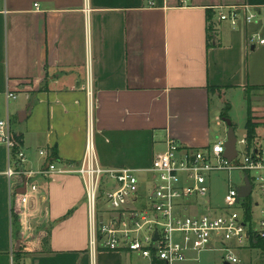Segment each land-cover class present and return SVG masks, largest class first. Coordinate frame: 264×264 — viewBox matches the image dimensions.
I'll return each instance as SVG.
<instances>
[{
  "label": "crops",
  "instance_id": "1",
  "mask_svg": "<svg viewBox=\"0 0 264 264\" xmlns=\"http://www.w3.org/2000/svg\"><path fill=\"white\" fill-rule=\"evenodd\" d=\"M231 5L259 12L262 27L219 21L216 8ZM260 27L264 38V0H0V119L29 167L47 149L75 168L92 136L100 166L145 173L170 137L213 142L224 100L264 87V44L248 40ZM7 167L0 145V264H152L92 248L81 175L55 174L14 212Z\"/></svg>",
  "mask_w": 264,
  "mask_h": 264
},
{
  "label": "built area",
  "instance_id": "2",
  "mask_svg": "<svg viewBox=\"0 0 264 264\" xmlns=\"http://www.w3.org/2000/svg\"><path fill=\"white\" fill-rule=\"evenodd\" d=\"M216 10L218 20L232 27L263 25L259 12L248 6ZM261 27L251 31L250 44H264ZM17 97L14 92L7 94L8 99ZM226 140L218 136L206 146L193 147L170 137L166 149L154 155L142 175L130 167L100 166L89 136L86 155L77 167L59 166L57 158L42 149L39 154L45 161L33 168L28 166L22 136L15 133L9 118L0 119V145L7 148L5 173L14 212L25 208L55 174H79L86 187L92 248L136 253L152 264H202L204 252L220 253L221 264H245L240 252L264 240V155L256 147L249 149L245 136L242 148L237 142V157L229 161ZM220 173L227 174L231 200L227 205L215 204L210 197V178ZM235 173L241 174L240 182ZM246 176L253 188L249 197L239 198ZM23 187L25 192H19Z\"/></svg>",
  "mask_w": 264,
  "mask_h": 264
},
{
  "label": "rangeland",
  "instance_id": "3",
  "mask_svg": "<svg viewBox=\"0 0 264 264\" xmlns=\"http://www.w3.org/2000/svg\"><path fill=\"white\" fill-rule=\"evenodd\" d=\"M223 90H219L214 94L220 95ZM248 94V95H247ZM247 97H249V101L251 104V112L254 117V121L257 122L258 127L256 128L257 137L254 140L253 145L255 147L258 146L260 141L264 144V87L262 88H249L248 92H235L233 96L227 98L223 102V107L220 109L221 113L225 110V108L230 105V109L228 110V114L233 122V126H235V132L239 139L238 147L242 148L243 140L246 135V120L248 115V104ZM231 102V104H230ZM220 120L223 122V126L218 135L227 137V125L223 121L221 115ZM215 129H217L215 127ZM246 144L247 140H246ZM145 173H142L144 175ZM240 173H235V179L240 182ZM148 178V176H146ZM150 182L147 179V184ZM85 187V185H84ZM86 192V187H85ZM210 197L219 205H227L231 203V200L228 197V188H227V174L220 173L218 175H212L210 178ZM202 262L204 264H211L210 261L213 260V264H221L222 260L220 259L221 254L218 252H204L201 254ZM241 257L243 258L245 264H264V250L260 247L248 248L240 252ZM142 260V259H141ZM148 263L147 261L143 260ZM215 262V263H214Z\"/></svg>",
  "mask_w": 264,
  "mask_h": 264
},
{
  "label": "trees",
  "instance_id": "4",
  "mask_svg": "<svg viewBox=\"0 0 264 264\" xmlns=\"http://www.w3.org/2000/svg\"><path fill=\"white\" fill-rule=\"evenodd\" d=\"M258 86H253L252 88H257ZM219 90H222V87H218V86H210L209 87V92L210 93H216L217 91ZM248 92V90L246 91ZM248 95V94H247ZM247 104H248V115H247V120H246V124H245V128H246V140H247V143H248V148H252V147H255L253 145L254 143V140L256 139L257 137V134H256V128L258 127V124L257 122L254 121V117H253V114L251 112V104H250V101H249V97H247ZM230 109V105H228L227 108H225L224 111H222L221 113V117H229L230 118V115L228 114V110ZM235 127V126H234ZM53 157H55V153H52ZM247 202V215L248 217H250V208H251V202H250V199H247L246 200ZM72 213V211L69 212V214ZM49 235L45 238L44 242H45V245L48 244L49 240ZM253 247H260L262 248V250H264V240L263 239H258L257 242H253Z\"/></svg>",
  "mask_w": 264,
  "mask_h": 264
},
{
  "label": "water",
  "instance_id": "5",
  "mask_svg": "<svg viewBox=\"0 0 264 264\" xmlns=\"http://www.w3.org/2000/svg\"><path fill=\"white\" fill-rule=\"evenodd\" d=\"M225 124L227 125V140L225 142V156L229 161H232L235 159L238 155V149H237V142H238V137L235 132V128L233 126V122L231 118L229 117H223L222 118ZM252 183L251 180L248 176L245 178V184L243 186H240L238 191H239V198H247L250 196L251 191H252ZM19 192L24 193L25 188H20ZM158 238V233H156L155 239Z\"/></svg>",
  "mask_w": 264,
  "mask_h": 264
}]
</instances>
